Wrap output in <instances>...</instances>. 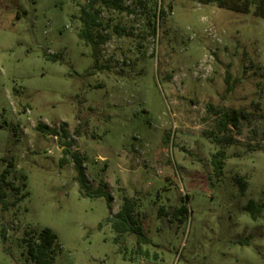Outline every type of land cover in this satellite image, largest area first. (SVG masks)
<instances>
[{"label": "rangeland", "instance_id": "obj_1", "mask_svg": "<svg viewBox=\"0 0 264 264\" xmlns=\"http://www.w3.org/2000/svg\"><path fill=\"white\" fill-rule=\"evenodd\" d=\"M87 1L0 0V173L20 198L0 205V264H36L46 227L52 264H264V209L245 210L264 203V18L213 0L97 5L93 55ZM39 124L64 126L69 153ZM73 154L110 201L80 194ZM125 196L148 243L111 226Z\"/></svg>", "mask_w": 264, "mask_h": 264}, {"label": "trees", "instance_id": "obj_2", "mask_svg": "<svg viewBox=\"0 0 264 264\" xmlns=\"http://www.w3.org/2000/svg\"><path fill=\"white\" fill-rule=\"evenodd\" d=\"M122 0H88L86 5L82 7L80 12V21L82 22V28L78 32V38L84 40L86 43L91 45L94 52H96L95 47L97 45L106 42V36L100 35L96 37L93 30L101 26V21L99 20V10L96 8L97 5L113 8L116 10H124L125 8L121 4ZM220 8L233 10L236 12L249 13L251 12L254 16L264 18V0H213ZM55 59L56 56H50ZM95 57V56H94ZM233 120L237 118V111L233 112ZM228 122H221V127H225ZM38 129L52 136H59L64 139L63 146L65 147L63 153L66 155L69 153L68 149L73 145L74 140L71 138L70 133L64 126H60L59 129L51 128L46 124H39ZM222 131V129H221ZM68 140V141H67ZM223 152L219 151L213 156V164L215 168H220L222 161L218 159ZM75 170H76V180L79 187V192L83 197L96 198L105 197L110 201L111 197L104 186H98L92 188L88 183L86 178L82 159L76 155H72ZM66 159L62 158L61 163H65ZM9 173V169L5 168L0 173V205L3 210L7 209L9 206H14L20 198L8 202L6 199V192L4 190L5 185H8L6 177ZM240 183V190L244 191L246 188V183L243 180H238ZM135 201L132 198L124 197L123 203L120 209L110 217L109 221L113 230L117 234L131 232L138 238L139 242L148 243V239L145 236L141 225L138 224L134 217ZM264 209V203H255L254 201H249L245 206V210L249 213L252 219H257L259 214ZM56 234L50 228H44L38 234L37 242H31L28 244V253L30 257L35 261L36 264H52L54 257L50 253L54 244L56 243ZM241 240H239L240 242Z\"/></svg>", "mask_w": 264, "mask_h": 264}]
</instances>
